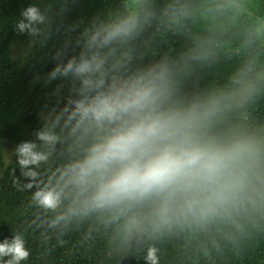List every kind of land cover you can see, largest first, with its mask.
<instances>
[{
    "label": "clouds",
    "instance_id": "9594fccd",
    "mask_svg": "<svg viewBox=\"0 0 264 264\" xmlns=\"http://www.w3.org/2000/svg\"><path fill=\"white\" fill-rule=\"evenodd\" d=\"M58 3L56 13L29 5L16 24L41 48L61 30L65 36L45 76L46 84L58 81L54 103L35 139L14 150L48 228L63 232L98 215L122 222L129 236L162 231L237 210L264 185V129L228 118L251 84L237 76L230 89L189 90L191 69L181 62H143L136 41L151 23L150 0H120L71 24L56 22L67 0ZM41 165L49 166L43 176ZM29 256L19 233L0 242V264ZM143 261L159 264L158 250L149 246Z\"/></svg>",
    "mask_w": 264,
    "mask_h": 264
},
{
    "label": "trees",
    "instance_id": "16d2710c",
    "mask_svg": "<svg viewBox=\"0 0 264 264\" xmlns=\"http://www.w3.org/2000/svg\"><path fill=\"white\" fill-rule=\"evenodd\" d=\"M120 0H67L56 15L65 24L83 21ZM29 5L51 6L58 0H0V242L19 233L30 256L21 264H145L144 251L158 250L159 264H264V185L255 187L245 203L206 222H182L162 231L146 229L127 235L122 222L93 215L63 232L47 227L45 214L31 201L28 178L21 174L15 148L35 139L40 113L54 103L58 81L45 83L55 66L52 53L65 39L63 30L44 48L32 45L24 59L12 46L32 39L18 33L17 22ZM153 17L136 41L143 62L163 57L191 69L189 90L230 89L239 76L251 94L238 96L228 118L264 129V0H150ZM73 36L75 34H72ZM13 148L5 163L3 145ZM62 158L54 156L55 168ZM49 166L41 165L40 174ZM7 259V257H5Z\"/></svg>",
    "mask_w": 264,
    "mask_h": 264
},
{
    "label": "rangeland",
    "instance_id": "374dc122",
    "mask_svg": "<svg viewBox=\"0 0 264 264\" xmlns=\"http://www.w3.org/2000/svg\"><path fill=\"white\" fill-rule=\"evenodd\" d=\"M32 39H29L27 42L17 45L12 46L13 50V55H17L19 59H24V57L27 56L32 51V45L30 44V41ZM43 113V112H42ZM40 113V118L41 114ZM3 155H4V162L8 163L13 159V148L7 143L4 142L3 145ZM3 167H0V173L2 171Z\"/></svg>",
    "mask_w": 264,
    "mask_h": 264
}]
</instances>
